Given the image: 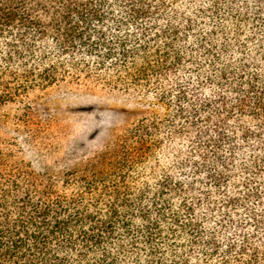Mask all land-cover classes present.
Listing matches in <instances>:
<instances>
[{
    "label": "trees",
    "instance_id": "obj_1",
    "mask_svg": "<svg viewBox=\"0 0 264 264\" xmlns=\"http://www.w3.org/2000/svg\"><path fill=\"white\" fill-rule=\"evenodd\" d=\"M0 264H264V0H0Z\"/></svg>",
    "mask_w": 264,
    "mask_h": 264
},
{
    "label": "rangeland",
    "instance_id": "obj_2",
    "mask_svg": "<svg viewBox=\"0 0 264 264\" xmlns=\"http://www.w3.org/2000/svg\"><path fill=\"white\" fill-rule=\"evenodd\" d=\"M51 103L59 108L62 112L66 109V105L72 104H85L91 101H99L100 95L95 93V96L87 93H79L76 95V92H55L51 96ZM114 105H119L118 103H113Z\"/></svg>",
    "mask_w": 264,
    "mask_h": 264
}]
</instances>
